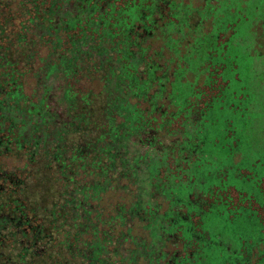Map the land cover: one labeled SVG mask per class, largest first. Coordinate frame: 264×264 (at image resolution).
<instances>
[{"label": "trees", "instance_id": "trees-1", "mask_svg": "<svg viewBox=\"0 0 264 264\" xmlns=\"http://www.w3.org/2000/svg\"><path fill=\"white\" fill-rule=\"evenodd\" d=\"M190 1L0 0V264H18L27 254L45 253L48 246L57 252L53 264H72L73 259V264L77 260L80 264H215L220 258L211 249L217 242L225 250L223 264H264V217L252 207L264 204L260 186L264 152L261 160L240 162L235 139L224 150L232 155L230 165L208 178L191 174L203 166L196 152L202 149V132H209L212 125L208 109L225 97L236 67L229 59L228 37L253 7L251 0H241L242 10L240 4L237 8L230 4L221 18L220 0H203L200 12ZM257 9L263 17V9ZM133 10L137 15L128 30ZM228 11L233 20H228ZM192 16L197 17L194 23ZM207 19L211 20L209 30L216 19L225 20L226 30L205 48L203 72L197 77L192 68L195 51L204 42L199 44L195 31ZM155 42L167 50L165 59L156 51L147 53ZM128 66L131 72L125 76L123 69ZM179 70L192 90L186 99L184 86L180 88L176 81ZM215 72L226 85L203 105L196 119L192 108L201 96L196 82L202 78L208 85ZM117 76L126 84L120 92L111 86ZM51 78L62 81L55 98L58 112L49 103ZM82 78L103 81L106 97L96 129L91 127L90 109L97 94L79 90ZM236 100L238 110L244 111L243 94ZM234 106L228 104L230 109ZM174 122L181 128L171 130L168 124ZM228 122L230 138L235 131ZM159 131L171 136L168 144H161ZM72 133L83 141L70 143ZM145 133L151 134L144 138ZM136 134L141 135L139 144L145 149L153 137L159 157L166 152L162 166L166 169L163 176L162 167L156 170L159 181L153 180L149 200L143 186L147 155L136 159L123 142ZM169 157L176 171L181 169L180 162L186 164L185 180L180 173H171ZM36 161L54 170L61 186V201L44 208L46 220L39 214L40 207L37 211L19 196ZM157 162L162 165L160 158ZM242 169L248 174H242ZM170 174L190 185H207L202 191L209 195L202 196L208 195L212 202L188 196L189 203H179L174 192L164 189ZM231 188L238 192L239 202L247 203H232L224 194ZM108 190L126 193L112 205L106 201L111 195ZM219 218L225 229L213 233L203 229L204 221ZM241 220L254 229L248 238L240 237L239 249L231 251L221 239L226 229ZM164 223L174 231H165Z\"/></svg>", "mask_w": 264, "mask_h": 264}, {"label": "rangeland", "instance_id": "rangeland-1", "mask_svg": "<svg viewBox=\"0 0 264 264\" xmlns=\"http://www.w3.org/2000/svg\"><path fill=\"white\" fill-rule=\"evenodd\" d=\"M220 1L221 2L219 6L217 7V12H219L218 17H223V14H225L226 11L230 8V4H232L236 8L239 7L240 4L241 7L239 8L241 10L243 9L241 0ZM203 3V0H191L190 6L196 8L197 11L200 12ZM249 6H252L253 9L250 11L249 16L247 14V19L245 21H243L242 19V23L237 25L238 29H233V33L231 35H229L230 30L224 33L225 35H229L227 42L232 50L230 52L229 59L234 60L236 67L231 72L232 80H230L229 82L225 97L221 101H218L214 105L215 107L212 106L210 109H208V114L211 117L212 125L209 129V132L205 130L202 132V149L199 150V152H196L197 155L203 158V161H206L204 163L199 159V163H201L203 166L196 171H191V174H193L194 172V176L198 177L199 179H201L202 177L208 178V176L210 175L213 176V173L215 171L221 169L222 167H226L227 163L230 165V159L232 155L229 152L224 153V150L226 147L232 146V141H235V139L237 141L236 149L240 151L241 154V158H239L238 161L240 160V162H243L247 161L246 159H262V152H264V16L261 17L258 15L257 12L259 10L257 8L263 9L264 11V0H251ZM192 7L191 10H193ZM242 13H245V11H243ZM134 15H137V11L135 10L131 12V22H129L128 26H126L128 30L136 19V16ZM190 19V22L194 23L197 20V17L192 16ZM228 20H233V16L229 11ZM210 21L211 20L207 19L202 27L195 31L197 36L196 38L199 44L204 42L202 47H198L195 51L197 53V56H195L196 59L194 60L192 68L197 70V77L200 76V74L203 72L202 66L204 67V59L206 58V54H204L205 48L208 44H211L212 40H214L216 36L223 35L222 33L219 34L220 31L222 32L226 30V28L223 27V21H225L224 19H216L214 22V26L212 25L211 29L209 30ZM188 22L186 21L187 25H189ZM208 30L209 33L205 34ZM184 38L185 36H182L181 39ZM160 49H162L161 43L155 42L152 45L151 50L147 53L150 54L153 51H156L163 54L162 59H165L168 56L167 50L164 48V46L162 50ZM42 53H45V50H42ZM135 67L133 66L134 69ZM129 68L130 67L128 66L123 69V75L130 74L129 72L131 71ZM182 71L183 70L178 71L179 77L176 81H178L177 84H179L180 88L184 86L182 97H185L184 99H186V97L191 93L192 90L187 88V83H185L186 81L182 80V77L185 76L182 75ZM216 74L217 73L215 72L214 75H212L213 81H211L208 85L206 83H203L202 78H199L196 82L195 89L197 88V91L200 90L201 92V96L199 97L197 105L192 108L196 111L192 113V116H195L194 118L196 119L201 115L198 111L203 108V105L206 102H211L212 98L216 97L219 93L220 88L226 85L224 84V82H222L221 77H217ZM148 76L151 79V76ZM202 76H204V74ZM117 77L118 78L113 81L111 86L113 90L117 89V92H120V89L123 90L126 87V84L120 79L119 76ZM136 79L137 77H135V80ZM49 82L52 85L49 103L52 106L53 111L58 112L60 110V107H58L59 104H57L55 98H58L61 92V90L58 88L62 85V81L60 79L51 78V80L49 79ZM129 83L131 84L132 80H130ZM102 86V80L91 79L90 81L87 78H82L77 84V87L81 92L86 93L88 90H90L94 94H97V96L95 97L96 99H93V102L95 101L94 105L90 109V112H92L93 116V124L91 125L93 129H96L98 122L101 120V115H103L102 111H100V104L104 101L106 94L102 92ZM154 88L155 87H152L150 93L153 92ZM238 94H243L245 98L244 103L246 109L244 111H239L238 107H236L240 100H236ZM231 103L235 104L233 109H230L228 107V104L230 105ZM80 107L81 106H78V109ZM227 121H229L228 123L231 124V127H233L235 131L234 135L230 138L227 137ZM168 127L171 130H175L181 128V125H179V123L177 122H174L168 124ZM150 134L151 133H145L143 137L146 138L150 136ZM156 134L158 135L157 138L159 139V141H161L162 145L168 144L169 140L171 139V136L164 135L161 133V131ZM69 139L70 143L75 141H83V138L76 133L70 134ZM84 139L86 140V137ZM140 139L141 135L136 134L134 138L129 136L128 139H123V142L126 143L128 147L132 148L133 156L136 159H138V157L143 153L147 155L148 165L147 167H145V170L143 172V177L145 178L143 180V186L145 188V197L147 200H149L151 197V190H153V180L159 181L156 170L158 171L162 166L166 164V152H164L161 157H159L158 154L161 153L160 148L156 145V142H154L153 137L146 142V149L144 146L139 144ZM175 156L176 155L174 154L172 156V159ZM159 158L162 161V165L160 162H157ZM172 159L170 157L168 158L171 173H180L182 180H185L186 175L185 172L182 171V169H187L186 164L184 162H180L178 166H180L181 169L176 171L174 169L176 165L173 163L174 160ZM164 168L165 167H162L160 169L161 176H163L164 174ZM241 173L248 174V170L242 169ZM56 176L57 175L54 170H47L45 169V167H43L41 161H36L33 163L31 172L26 179L24 190L19 194L20 198H23L27 201L26 203L28 206L35 209H37L36 207H40L39 214L45 220L47 219V217L44 208H51L61 201V186ZM181 178L180 176H175L172 174L167 175V182H165L164 187L166 192H174L179 197V203H189L188 196L191 200L201 199L202 201L205 200L206 203L212 202V198L208 197L209 193H205L204 191H202L207 185H201L202 182H199V184L195 186L190 185L182 182ZM209 180V182H214L212 178H210ZM124 182L126 181L124 180ZM260 186L262 188V191H264V179H262V183ZM130 187L134 188V186L132 185H130ZM213 187L214 189L216 188L215 186ZM108 192H110L111 195L108 197L109 193H105L104 196L108 197H106V201L110 202L112 205H116L118 200L120 199V196L126 193V191L121 192L119 190H114V192L108 190ZM203 193L208 194L207 197L202 196L204 195ZM224 194L230 197L232 203H243V205L247 203L245 201L239 202L238 192H236L232 188L230 191L225 192ZM163 204L165 205V202H163ZM189 206H194L197 209L195 205L191 204ZM205 206H207V204H205ZM252 207L256 209V212L261 218L264 217V204L261 206L258 203H255L252 205ZM242 216H244V214H241L240 218ZM220 221L224 222L221 218L206 220L203 222V229H207V231L212 233L219 232V229H225L223 227L224 223L222 225ZM163 225L167 228L165 229V231H174L172 226L168 227L166 223H164ZM173 226H175V224H173ZM253 229L254 228L249 225L246 220H241V222L239 221L235 224L233 223L232 228L226 229L227 234L225 235V237L222 236L223 238L221 239V241H223L224 243H228L231 251L237 248L239 249L242 246V244L240 243V237H242L243 235L244 238H248L251 235V231ZM211 250L217 253L218 257L220 258V261L217 262V259L215 261V264H223L225 250H223V248L218 245V242L217 244L212 246ZM15 251L16 250L14 249L13 253ZM221 252H223V254H221ZM56 254L57 252H55L52 247L48 246V249L45 253L38 256L27 254L24 257V261H19L18 264H53ZM75 261L76 260L73 259L72 264ZM77 263L80 264V260H77ZM205 263H207V261H205Z\"/></svg>", "mask_w": 264, "mask_h": 264}]
</instances>
